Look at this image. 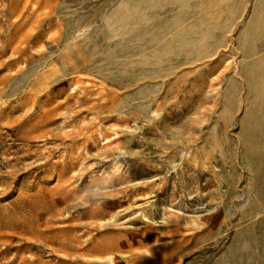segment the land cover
Segmentation results:
<instances>
[{
	"label": "rangeland",
	"instance_id": "rangeland-1",
	"mask_svg": "<svg viewBox=\"0 0 264 264\" xmlns=\"http://www.w3.org/2000/svg\"><path fill=\"white\" fill-rule=\"evenodd\" d=\"M0 264H264V0H0Z\"/></svg>",
	"mask_w": 264,
	"mask_h": 264
},
{
	"label": "bare ground",
	"instance_id": "bare-ground-1",
	"mask_svg": "<svg viewBox=\"0 0 264 264\" xmlns=\"http://www.w3.org/2000/svg\"><path fill=\"white\" fill-rule=\"evenodd\" d=\"M255 215V214H254Z\"/></svg>",
	"mask_w": 264,
	"mask_h": 264
}]
</instances>
